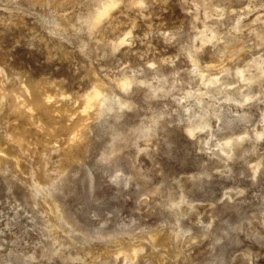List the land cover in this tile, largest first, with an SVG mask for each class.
Returning <instances> with one entry per match:
<instances>
[{
  "label": "clouds",
  "instance_id": "9594fccd",
  "mask_svg": "<svg viewBox=\"0 0 264 264\" xmlns=\"http://www.w3.org/2000/svg\"><path fill=\"white\" fill-rule=\"evenodd\" d=\"M9 205L0 264H264V0H0Z\"/></svg>",
  "mask_w": 264,
  "mask_h": 264
},
{
  "label": "rangeland",
  "instance_id": "374dc122",
  "mask_svg": "<svg viewBox=\"0 0 264 264\" xmlns=\"http://www.w3.org/2000/svg\"><path fill=\"white\" fill-rule=\"evenodd\" d=\"M27 89H29L30 94L28 93ZM258 91H259L258 86H254L253 87V92L254 93H258ZM48 96L54 97V95H52V94H49ZM33 97H34V95L32 93V89L29 88L27 85H25L24 86V93L23 94L17 93V95H16L15 98H19L20 101H23V100H30ZM14 103H16V102H14ZM15 105H17V103ZM16 107L19 108V110H20V112L22 114L24 113L25 109L24 108H21V106L19 104ZM237 111H239L241 113V115H243L244 113H247V115L249 117V124H247V125H240L241 130L238 132V135L240 133L242 134L245 129L250 128V127L256 128L257 131H261V128L257 126L258 125V122H259V112H258V108L257 107H252L251 109H239ZM37 117H39V118H37ZM74 117H75V114H73V118ZM253 117H254V119H253ZM27 118H28L29 121H34L35 124L40 129H43L44 127L48 126V121H47V115H46V113L41 114V115L36 114L35 116L29 115V117H27ZM70 119H72V118H70ZM77 134H78V139H79V133L78 132H75V133L71 134V140L73 142H75V141L72 138H73L74 135H77ZM249 134L251 135L252 133L249 132ZM17 199H19V197H17ZM21 209L23 210V205H21ZM61 209H62V211H60V212H63V208H61ZM41 210L42 211H48L50 213H53L52 215H50L48 217V220L52 224H56L58 222L57 221V216L54 214V213L57 212L56 207H54V206H45V208H43ZM0 212L4 213L5 215H7L8 213H11L13 216L15 215V212L11 208V205H9L7 209H4L3 206H0ZM30 215H31V213H29V216ZM20 222H21V224L27 223L29 225V227H31L30 221L27 218L21 220ZM37 222L38 223H43V218H41Z\"/></svg>",
  "mask_w": 264,
  "mask_h": 264
},
{
  "label": "bare ground",
  "instance_id": "6f19581e",
  "mask_svg": "<svg viewBox=\"0 0 264 264\" xmlns=\"http://www.w3.org/2000/svg\"><path fill=\"white\" fill-rule=\"evenodd\" d=\"M254 87V86H253ZM28 93L30 94V91L29 89H27ZM34 100L35 98H31L30 100H23V101H20L19 98H15V101L17 103V105L19 104L21 106V108H24L25 111H24V115H26V117H29V115L31 116H35L36 114H44V113H38L37 112V108L34 106ZM15 103V104H16ZM45 103L46 104H53L54 103V97L52 96H47L46 100H45ZM16 105V106H17ZM28 114V115H27ZM245 114V113H244ZM246 130V129H245ZM257 131V130H256ZM259 132V131H257ZM243 134V133H242ZM241 133L239 135H242ZM250 135V134H249ZM74 141H76L78 139V134L77 135H74L73 138H72ZM60 211H62V209L60 208ZM53 212V211H52ZM55 214V213H54Z\"/></svg>",
  "mask_w": 264,
  "mask_h": 264
}]
</instances>
